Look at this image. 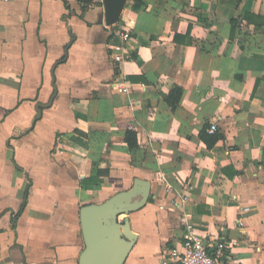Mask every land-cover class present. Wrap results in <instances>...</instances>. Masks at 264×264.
Returning <instances> with one entry per match:
<instances>
[{"label":"crops","instance_id":"obj_1","mask_svg":"<svg viewBox=\"0 0 264 264\" xmlns=\"http://www.w3.org/2000/svg\"><path fill=\"white\" fill-rule=\"evenodd\" d=\"M82 8L0 0V264H78L80 208L136 179L150 195L118 216L136 235L123 264H162L188 235L264 264V0H126L111 26L103 0ZM124 30L119 64L109 42ZM203 129L220 137L210 148Z\"/></svg>","mask_w":264,"mask_h":264},{"label":"water","instance_id":"obj_2","mask_svg":"<svg viewBox=\"0 0 264 264\" xmlns=\"http://www.w3.org/2000/svg\"><path fill=\"white\" fill-rule=\"evenodd\" d=\"M126 0H103L105 23L114 25ZM150 183L136 179L132 187L111 196L101 204L80 208L79 218L85 250L78 264H123L136 240L128 219L118 220L147 202Z\"/></svg>","mask_w":264,"mask_h":264},{"label":"built area","instance_id":"obj_3","mask_svg":"<svg viewBox=\"0 0 264 264\" xmlns=\"http://www.w3.org/2000/svg\"><path fill=\"white\" fill-rule=\"evenodd\" d=\"M116 40L109 42V49L111 51L110 57L115 63L123 64L126 60L125 53H123L127 47H129L132 40V35L129 31L124 30L116 32ZM123 79V78H122ZM113 84L118 87L119 91L123 93L128 92V88L124 85V81L115 80ZM208 131L214 133L216 126L214 123L209 124ZM161 181L165 180L164 176L160 177ZM169 191V187H166V192ZM188 202L186 195L180 194L177 197H172L169 200L170 205L173 208H183ZM250 209L244 207L240 209V214L237 218L238 226L242 229L244 226L243 215L248 213ZM180 222L185 226L186 231H191V226L183 216ZM230 244L224 240L209 242L204 238H198L193 236H186L183 242V250L178 252L176 250L170 251L165 260H162V264H238L237 261L230 259L225 254V251L230 248Z\"/></svg>","mask_w":264,"mask_h":264},{"label":"trees","instance_id":"obj_4","mask_svg":"<svg viewBox=\"0 0 264 264\" xmlns=\"http://www.w3.org/2000/svg\"><path fill=\"white\" fill-rule=\"evenodd\" d=\"M93 0H78L80 4L83 6V10L87 8V6L91 5ZM141 0H134V9L139 6ZM260 20H263L261 24H264L263 17H258ZM182 94V89L176 85L172 86L168 96L166 97V101L171 109H174L178 105V101ZM200 139L206 144L208 148L212 147L215 142L220 138L216 134H208L206 133V129H203L199 134ZM127 146L129 148H134L137 146L136 134L133 131H126L125 138H124ZM29 185V183H28Z\"/></svg>","mask_w":264,"mask_h":264}]
</instances>
